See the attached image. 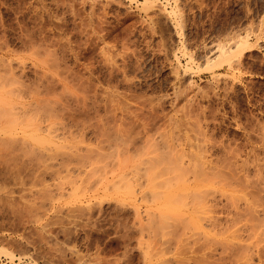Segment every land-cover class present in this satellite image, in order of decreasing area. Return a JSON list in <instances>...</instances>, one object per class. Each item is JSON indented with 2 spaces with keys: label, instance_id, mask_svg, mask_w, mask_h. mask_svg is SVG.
Here are the masks:
<instances>
[{
  "label": "rangeland",
  "instance_id": "obj_1",
  "mask_svg": "<svg viewBox=\"0 0 264 264\" xmlns=\"http://www.w3.org/2000/svg\"><path fill=\"white\" fill-rule=\"evenodd\" d=\"M158 2L176 21L141 0H0V264H264V0ZM247 27L240 64L219 63ZM29 39L70 79L42 77Z\"/></svg>",
  "mask_w": 264,
  "mask_h": 264
},
{
  "label": "bare ground",
  "instance_id": "obj_2",
  "mask_svg": "<svg viewBox=\"0 0 264 264\" xmlns=\"http://www.w3.org/2000/svg\"><path fill=\"white\" fill-rule=\"evenodd\" d=\"M119 1H120V0H100L101 3H102V2H105V3H106V2H108V3L116 2L117 4H118ZM141 1H142L143 5L145 4V5L149 6V7L156 8V9L159 8V9H157V10H158V11L160 10V11H159L160 13H162V11H163V13L166 15V17H167L168 20H169V19H172V20H173L174 18H172V17H173V16H176V15L179 14V13H178L179 10H175V9H177V8L167 10L165 7H161V6H159L160 4H162V2H158L159 0H158V1H157V0H141ZM166 1H167V0H166ZM168 1H169V0H168ZM120 3H121V2H120ZM159 3H160V4H159ZM120 5H121V4H120ZM165 5H166V4H165ZM175 19H176V18H175ZM175 19H174V20H175ZM175 21H176V20H175ZM169 22H170V20H169ZM260 24H261V23H260ZM60 25H61V24H60ZM173 26H174V25H173ZM261 27H262V26H261ZM261 27H260V30H261V31H259L258 33L256 32L255 29L250 28V27H247L244 31H242V32L239 31L240 33L238 32L237 34L232 35L231 37H228L226 40L218 42L217 45L215 46V47H216V51L219 53L220 57H221V56L224 57V58L226 59L225 61L229 63V66H231V67L234 69V68L238 65V63L240 64V62H239L240 60H239L238 58H236L235 56H237V55H236L237 52H238L242 47H244V48H245V47H250V45H251V35H252L253 33H255L254 35H256V33H257V37H258V39L261 38V37L263 38L264 33L262 32L263 29H262ZM258 30H259V28H258ZM39 32H40V31H39ZM53 37H54V36H53ZM61 37H62V36H61ZM44 38H45V37H44ZM69 38H70V37H69ZM24 39H25V38H24ZM63 39H64V38H63ZM252 39H253V38H252ZM29 40H30V39H29ZM33 40H34V39H33ZM259 40H260V39H259ZM30 41H31V45H36V44L38 45V46H36V47L34 46L35 48H34L33 51L30 50V51L33 52L34 54H33V53H30V52H29V53H30V54H33L34 57H35V59L37 58L36 61H37L40 65H42V69H41V71L43 70V73H41V74H42V75L44 74L42 77H44V76L46 77V75H45V74L47 73L46 71H49V74H53V75H54V77L51 76V79H49L50 76L47 75L46 80H48V79H49V80L55 79V78H56L55 76H57V74H59V77H60V75H61V77H63V76H67V77H68L67 74L65 75L66 72H65V71L63 72L62 67H61L62 64L60 63V61H59L57 55L55 54L57 49H56L55 51H53V49H55L54 47H53V49H51L52 46H53L54 44H53L52 46H51V44H50V46H51V48H50L48 45L43 46L44 44L39 46V44L41 43V41H40L39 44L36 43V42H32V40H30ZM37 41H38V40H37ZM42 43H43V41H42ZM3 45H4V44H3ZM3 45H2V46H3ZM59 45H60V44H59ZM0 46H1V45H0ZM29 47H30V46H29ZM31 47H32V46H31ZM65 47H66V46H65ZM66 48H67V47H66ZM244 48H243V49H244ZM0 49H1V48H0ZM2 49H3V48H2ZM10 49H11V48H10ZM244 50H245V49H244ZM10 51H11V50H10ZM13 51H15V50H13ZM179 51H180L182 54H184V55L187 54V53H188V51H187V46H185V45L183 44L181 47H179ZM16 52H17V51H16ZM67 52H68V51H67ZM65 53H66V51H65ZM57 54H58V52H57ZM187 55H189V53H188ZM191 55H192V56H191ZM47 56H48V57H47ZM58 56H59V55H58ZM176 56H177V55H176ZM189 56H190V59H188V63H191V62L193 63V62H195V58L193 57V54H190ZM43 57H44V58H43ZM222 57H221V59L219 60V61H220L219 63H222L221 61L224 60ZM1 58H2V57H1ZM66 58H67V57H66ZM177 58H178V62H179L178 65H179V67H181L180 70H182V71H180L179 69H178V70L176 69V71H177V72H176V74H177V78L180 79V80H185V75H186V73H185V71H186L185 66L181 65V61L179 60V57H177ZM210 58H211V57H206V59H207L206 63L209 62V61H211ZM217 58H219V57H217ZM213 60H214V59H213ZM213 60H212V61H213ZM7 61H8V60H7ZM61 61H62V59H61ZM225 61H224V62H225ZM5 62H6V61H5ZM226 62H225V63H226ZM17 63H19V62H17ZM17 63H16V64H17ZM25 63H26V62H25ZM25 63H23V64H25ZM66 63H67V62H66ZM10 64H11V63H10ZM20 64H21V63H20ZM208 65H209V63H208ZM213 65H215V62H214ZM213 65H211V66H213ZM11 66H12V65H11ZM13 66H14V65H13ZM13 66H12V68H13ZM35 66H36V65H35ZM114 66H115V65H114ZM182 66H183V67H182ZM198 66H199V64H198ZM211 66H210V67H211ZM227 66H228V65H227ZM16 67H17V66H16ZM20 67H21V65H20ZM22 67H23L22 69H23V71H24L25 68H26V66L23 65ZM64 67H65V66H64ZM70 67H71V66H70ZM177 67H178V66H177ZM179 67H178V68H179ZM206 67H207V66H206ZM12 68H10V69L8 68V70H9V72L11 73L10 75H12V77H14L13 75H16L17 71H14L13 69H15V68H13V69H12ZM17 68H19V67H17ZM207 68H208V67H207ZM19 69H20V68H19ZM46 69H48V70H46ZM113 69H114V67H113ZM122 69H123V68H122ZM236 69H237V68H236ZM38 70H39V68H38ZM38 70H36V71H38ZM61 70H62V71H61ZM67 70H68V69H67ZM83 70H84V69H83ZM116 70H117V69H116ZM4 71H5V70H4ZM20 71H21V69H20ZM20 71H19V72H20ZM32 71H33V70H32ZM70 71H71V70H70ZM114 71H115V70H114ZM120 71H121V70H120ZM5 72H6V71H5ZM19 72H18V74H19ZM29 72H30V71H29ZM73 72H74V71H73ZM122 72H123V71H122ZM23 73H24V72H23ZM23 73H21V75H22ZM34 73L37 74L36 72H34ZM62 73H64V75H63ZM76 73H77V72H76ZM110 73H111V72H110ZM124 73H125V72H124ZM124 73H123V74H124ZM126 73H127V72H126ZM181 73H182V74H181ZM35 74H34V75H35ZM41 74H40V75H41ZM68 74L71 75L70 72H68ZM187 74H188V73H187ZM212 74H214V73H212ZM215 74H216V73H215ZM10 75H9V76H10ZM21 75L19 74V76H21ZM40 75H39V76H40ZM62 75H63V76H62ZM181 75H182V76H181ZM19 76L16 78L17 80H18V78H20ZM25 76H26V75H25ZM220 76H221V75H220ZM15 77H16V76H15ZM15 77H14V78H15ZM28 77H29V76H28ZM48 77H49V78H48ZM59 77L57 76V78H59ZM61 77H60V78H61ZM215 77H216V75H215ZM10 78H11V77H10ZM14 78H13V79H14ZM31 78H32V77H31ZM31 78H30V79H31ZM33 78H34V77H33ZM35 78H36V77H35ZM39 78H40V77H39ZM47 78H48V79H47ZM57 78H56V79H57ZM64 78H65V77H63V79H64ZM129 78H130V77H129ZM21 79H22V78H21ZM43 79H45V78H43ZM68 79H70V77H68ZM89 79H91V78H89ZM89 79H88V80H89ZM119 79H120V78H119ZM14 80H15V79H14ZM14 80H13V81H14ZM65 80H67V79L65 78ZM127 80H128V78H127ZM20 81H21V84H22V80H20ZM37 81H38V80H37ZM56 81H57V80H56ZM56 81L54 80V82H56ZM90 81H91V80H90ZM39 82H40V81H39ZM60 82H62V81H60ZM60 82L58 81V83H60ZM69 82H70V81H69ZM69 82H68V83H69ZM189 82H190V81H189ZM18 83H19V82H18ZM47 83H48V82H47ZM71 83H72V82H71ZM76 83H77V82H76ZM1 84H2V83H1ZM3 84H4V83H3ZM12 84H14V83L12 82ZM16 84H17V83H16ZM21 84H20V85H21ZM64 84H65V83H64ZM45 85H46V84H45ZM45 85L43 86V88L45 87ZM50 85H51V82H50ZM61 85H62V84H61ZM86 85H88V84H86ZM116 85H117V83H116ZM2 86H3V85H2ZM30 86H31V85H30ZM30 86H29V87H30ZM41 86H42V85H41ZM47 86H48V84H47ZM63 86H65V85H63ZM131 86H132V85H131ZM18 87H19V86H18ZM23 87H24V86H23ZM35 87H37V88H41V89H42V87H40V86H35ZM50 87H51V86H48L47 89L49 90ZM68 87H69V86H68ZM80 87H81V86H80ZM85 87H87V86H85ZM177 87H178V86H177ZM179 87H180V86H179ZM2 88H4V87H2ZM20 88H21V87H20ZM31 88H32V87H31ZM64 88H66V87H64ZM95 88H96V87H95ZM12 89H13V88H12ZM26 89H27V88H26ZM41 89H39V90H41ZM47 89H46V90H47ZM50 89H51V88H50ZM52 89L54 90V88H52ZM179 89H180V88H179ZM13 90H14V89H13ZM35 90H36V88H35ZM39 90H36V92L34 91V92H35L34 94H37V91H39ZM42 90H43V89H42ZM174 90H175V89H174ZM21 91H22V89H21ZM24 91H25V90H24ZM24 91H23V92H24ZM30 91H31V90H30ZM44 91H45V90H44ZM54 91H56V90H54ZM61 91H62V90H61ZM63 91H64V90H63ZM181 91H182V90H181ZM15 92H16V91H15ZM23 92H22V93H23ZM183 92H184V91H183ZM19 93H20V92H19ZM22 93H21V94H22ZM32 93H33V92H32ZM40 93H42V92L40 91ZM40 93H39V95H40ZM45 93H47V92H45ZM48 93H49V92H48ZM52 93H53V92H52ZM3 94H4V93H3ZM3 94H2V96H3ZM9 94H10V93H9ZM13 94L15 95L14 92H13ZM21 94H20V95H21ZM24 95H25V94H24ZM22 96H23V94H22ZM45 96H46V95H45ZM4 97H5V95H4ZM4 97L1 98V95H0V101L5 100L6 98L8 99V95H7V97H5V99H4ZM26 97H27V96H26ZM26 97H25V98H26ZM35 97H37V96H35ZM22 98H23V97H22ZM27 98H28V97H27ZM29 98H32V96L29 97ZM33 98H34V96H33ZM40 100H43V99L41 98ZM40 100H39V102H40ZM30 101H32V102H26L27 104L24 103V106H23V105H21V106L24 108L26 105H28V104L30 103L29 105H30V107H31V106L34 105L33 102H34V101H37V100L34 99V100H30ZM37 102H38V101H37ZM1 103L5 104V105L7 104V102L4 103V101H2ZM31 103H33V104L31 105ZM58 103H59V102H58ZM22 104H23V103H22ZM36 104H37V103H36ZM36 104H35V105H36ZM39 104H40V103H39ZM55 104H56V103H55ZM29 105H28V106H29ZM35 105H34V106H35ZM40 105H42V104H40ZM11 106H13V105H11ZM38 106H39V105H38ZM44 106H45V105H44ZM84 106H85V105H84ZM8 108H9V107H8ZM14 108H15V107H12V108L10 107V109H9V111L11 110L10 113L6 110L7 108L5 109V111L8 112L9 115L11 116V119L14 118V116L11 114L12 109H14ZM19 108H20V107H19ZM23 108H20V109H23ZM34 108H35V107H34ZM37 108H38V107H37ZM24 109H25V108H24ZM26 109H27V106H26ZM28 109H29V108H28ZM31 109L34 110L33 108H31ZM0 111H1V110H0ZM13 111H14V110H13ZM15 111H16V110H15ZM15 111H14V113H15L14 115H15V117H17V116L19 115V113L17 114V112H18L19 110L16 111V112H15ZM25 111H26V110H25ZM39 111H40V110H39ZM6 112H4V116H5V115H8V113L6 114ZM12 113H13V112H12ZM20 113L22 114V112H20ZM31 113H32V111H31ZM21 114H20V115H21ZM25 114H26V113L24 112V113H23L24 117L26 116ZM9 115H8V117H9ZM20 115H19V116H20ZM41 115H42V113H41ZM1 116H3V115H1ZM36 116H37V115H36ZM38 116H39V115H38ZM75 116H76V115H75ZM21 117H22V115H21ZM21 117L14 118L15 120H13V121H10V120L8 121V120H6V119H7V118H6V119H5L6 121H8L9 123H11V122H12V123H11V125L9 126V128L7 129L8 132L5 133V131H4V133H5V134H8V135H9V134H12V133H15V132H16V129H17L16 125H17V124L19 125V122L21 121V120H20L19 122H16V120H18L19 118L21 119ZM41 117H42V116H41ZM2 118H3V117H2ZM2 118H0V119H2ZM9 118H10V117H9ZM9 118H8V119H9ZM44 118H45V117H44ZM46 118H47V117H46ZM34 119H35V118H34ZM41 120H42V119H41ZM47 121H48V120H47ZM47 121L45 120V122H47ZM2 122H3V121H2ZM8 122H7V123H8ZM42 122H43V121H42ZM9 123H8V124H9ZM14 123H16V124H14ZM20 123H21V122H20ZM39 123H40V122H39ZM76 123H77V122H76ZM78 123H79V121H78ZM81 123H82V122H81ZM68 124H69V123H68ZM18 125H17V126H18ZM48 125H49V124H48ZM70 125H71V124H70ZM26 126H27V124H26ZM26 126H25V127H26ZM36 127L38 128L37 124H36ZM62 127H63V126H62ZM76 127H77V126H76ZM39 128H40V129L43 128L42 125H41ZM44 128H45V126H44ZM40 129H38V130H40ZM7 130H6V131H7ZM42 130H44V129H41V131H42ZM1 131H2V130H0V132H1ZM44 131H45V130H44ZM17 132H18V131H17ZM74 132H75V131H74ZM80 132H81V131H80ZM84 132H85V131H84ZM23 133H25L24 138H25L26 136H30V137L33 138L35 141H38V142H39V141L41 140V139H39V137H37V135H35L34 133H33V134H32V133H29V132H28V129H26V128H23ZM37 133H40V132H37ZM47 133H48V132H47ZM75 134H76V133H75ZM34 135H35V136H34ZM50 135H51V134H50ZM11 136H12V138H13L14 135H11ZM4 137H5V136H4ZM73 137H74V135H73ZM2 138H3V137H2ZM2 138H0V139H2ZM7 138H9V137H7ZM10 138H11V137H10ZM10 138H9V139H10ZM12 138H11V139H12ZM16 138H18V137H16ZM28 138H29V137H28ZM4 139H5V138H4ZM21 140H22V139H21ZM1 141L3 142V140H1ZM41 141H42V140H41ZM45 141H46V140H45ZM45 141L43 140V143H44ZM5 142H7V141H5ZM24 142H26V141L24 140ZM21 143H22V142H21ZM43 143H42V145H43ZM46 143H49V142L46 141ZM50 143H52V142H50ZM27 144H28V143H27ZM29 144H30V142H29ZM39 144H41V143H39ZM167 144H168V143H167ZM30 145H31V144H30ZM169 145H170V144H169ZM21 146H22V145H21ZM24 146H25V143H24ZM31 146H32V145H31ZM34 146H35V145H34ZM0 147H2V146H0ZM3 147H4V146H3ZM8 147H9V146H8ZM26 147H27V146H26ZM32 147H33V146H32ZM49 147H50V146H49ZM49 147H48V148H49ZM60 147H62V146H60ZM167 147H168V146H167ZM200 147H201V146H200ZM202 147H203V146H202ZM34 148H35V147H34ZM34 148H33V150H34ZM45 148H46V147H45ZM9 149H10V147H9ZM22 149H23V148H22ZM22 149H21V150H22ZM36 149H37V148H36ZM67 149H68V147H67ZM168 149H169V148H168ZM13 150H14V149H13ZM15 150H16V149H15ZM24 150H25V149H24ZM31 150H32V149H31ZM37 150H38V149H37ZM62 150H64V149H62ZM65 150H66V148H65ZM65 150H64V151H65ZM5 151H6V149H5ZM7 151H9V150H7ZM22 151H23V150H22ZM41 151H42V150H41ZM64 151H63V152H64ZM68 151L71 152L72 150H68ZM68 151H67V152H68ZM199 151H200V150H199ZM203 152H204V151H203ZM10 153H11V152H10ZM46 153H47V152H46ZM64 153H65V152H64ZM197 153H199V152H197ZM42 154H43V153H42ZM61 154H62V153H61ZM237 154H238V153H237ZM13 155H14V154H13ZM69 156H70V155H69ZM188 156H189V155H188ZM236 156H237V155H236ZM238 156H239V154H238ZM185 157H186V156H185ZM62 158H63V157H62ZM64 158H65V157H64ZM187 158H188V157H187ZM192 158H193V157H192ZM196 158H197V157H196ZM246 158H247V157H246ZM247 159H248V158H247ZM188 160H189V159H188ZM193 160H194V159H193ZM196 161H197V160H196ZM196 161H194V162H196ZM199 161H200V160H199ZM201 161H203V160H201ZM253 161H254V160H253ZM188 162H189V165H186ZM188 162H187V160H185V172H186L188 169H191V167H192L191 171L194 170V169H193V166H192L193 163L191 164V163H190L191 161H188ZM192 162H193V161H192ZM236 162H237V161H236ZM196 163H197V162H196ZM242 163H243V162H242ZM244 163H245V161H244ZM249 163H250V162H249ZM181 164L184 166L183 163H181ZM181 164H180V165H181ZM237 164H238V162L236 163V165H237ZM193 165H195V164H193ZM238 165H239V164H238ZM238 165H237V166H238ZM249 165H250V164H249ZM190 166H191V167H190ZM195 166H196V165H195ZM205 166H206V165H205ZM209 166H210V165H209ZM211 166H212V165H211ZM240 166H241V165H240ZM180 167H181V166H180ZM196 167H197V166H196ZM202 167H203V163H202ZM202 167H201V168H202ZM207 167H208V166H207ZM241 167H242V166H241ZM247 167H248V165H247ZM199 168H200V167H199ZM208 168H209V167H208ZM218 168H219V167H218ZM242 168H243V167H242ZM215 169H217V167H216ZM176 170H177V169H176ZM195 170L198 171L196 168H195ZM195 170H194V171H195ZM200 170H201V169H200ZM200 170H199V171H200ZM205 170L207 171V169H205ZM239 170H240V169H239ZM241 170H242V169H241ZM259 170H260V169H259ZM152 171H153V170H152ZM203 171H204V169L202 170V172H200L201 174L199 173V176L203 177V180H204V178H206L207 180H205V181L207 182L208 179H214V178H212V176H211V178H209L210 176H207V175H209V174H208V173H205L206 171H204V173H203ZM209 171H210V169H209ZM234 171H236V170H234ZM234 171H233V172H234ZM177 172H178V171H177ZM207 172H208V171H207ZM210 172H211V171H210ZM240 172H241V171H240ZM247 172H249V171H247ZM235 173H236V172H235ZM235 173H234V174H235ZM261 173H262V172H261ZM213 174H215V173H213ZM216 174H217V172H216ZM231 174H232V173H231ZM234 174H232V175H234ZM244 175L249 176L248 174H244ZM206 176H207V177H206ZM234 176H236V175H234ZM237 176H238V175H237ZM237 176H236V177H237ZM239 176L242 177L243 175L240 174ZM239 176H238V177H239ZM258 176H259V175H258ZM260 176H261V175H260ZM213 177H214V176H213ZM249 177H250V176H249ZM215 178H216V177H215ZM223 178H224V177H223ZM223 178H222V180L224 181V179H226V178H224V179H223ZM239 178H240V177H239ZM247 178H248V177H247ZM247 178H246V179H247ZM218 179H219V178H218ZM218 179H214V180H216L215 182L218 181V182H221V183H222V181H220V179H219V180H218ZM236 179H237V178H236ZM243 179H245L244 176L242 177V180H243ZM246 179H245V181H246ZM248 180H249V178H248ZM210 181H211V180H210ZM235 181H236V180H235ZM239 181H240V180H239ZM239 181H237V182H238V185H239ZM249 181H251V180H249ZM254 181H255V180H254ZM215 182H214V183H215ZM218 182H217V183H218ZM258 182H259V181H258ZM258 182L256 181V183H258ZM200 183H201V182H200ZM223 183H224V182H223ZM240 183H241V182H240ZM246 183H248V182H246ZM246 183H244V184H246ZM252 183L254 184L253 181H252ZM256 183H255V184H256ZM259 183H260V182H259ZM244 184H243V185H244ZM249 184H251V183H249ZM253 184H251V185H253ZM236 185H237V184H236ZM241 185H242V184H241ZM247 185H248V184H247ZM260 185H261V184H260ZM234 186H235V185H234ZM239 186H240V185H239ZM249 186H250V185H249ZM253 186H254V185H253ZM258 186H259V185H258ZM263 186H264V185H263ZM169 187H170V186H169ZM197 187H198V186H197ZM200 187H201V186H200ZM245 187H246V185H245ZM250 187H251V186H250ZM255 187H256V186H255ZM261 187H262V186H261ZM237 188H238V187H237ZM240 188H241V187H240ZM247 188H248V187H246V189H247ZM262 188H263V187H262ZM262 188H258V189L260 190V189H262ZM198 189H200V188H198ZM238 189H239V188H238ZM255 189H256V188H255ZM255 189H254V191H253L254 193H255L256 190H258V189H256V190H255ZM193 190H194V187H192V186H190V185H188V184H185V192H187V195H188V194H190V195L193 194V192H194ZM202 190H203V189H202ZM241 190H242V189H241ZM247 190H248V189H247ZM247 190H246V191H247ZM251 190H253V189H251ZM259 190H258V191H259ZM200 191H201V190H200ZM246 191H245V193H246ZM248 191H249V190H248ZM248 191H247L246 195H245V193H244L243 195H245V196H248L247 194L252 195V193H248ZM258 191H256V193H257ZM259 192L261 193V191H259ZM204 193H205V192H204ZM254 193H253L252 196L255 197ZM263 194H264V193H263ZM208 195H209V194H208ZM208 195H207V196H208ZM256 195H258V194H256ZM192 196H193V195H192ZM195 196H196V195L194 194L193 198H191V203H190V201H188L189 204H190L191 206H194L195 202H196V204H197V202H198V203L201 202V200H200L199 198L197 199ZM210 196H211V194H210ZM211 197H212V196H211ZM254 197H252V198H254ZM257 197H258V196H257ZM212 198H213V197H212ZM171 199H172V198H171ZM196 199H197V200H196ZM210 199H211V198H210ZM210 199H209V201H210ZM218 199H219V198H218ZM244 199H245V197H244ZM250 199H251V197H250ZM250 199H248V200H250ZM257 199H258V198H257ZM220 200H221V199H220ZM235 200H236V199H235ZM248 200H247V197H246V202H247ZM237 201H238V199H237ZM240 201H241V200H240ZM244 201H245V200H244ZM188 202H187V204H188ZM248 202H249V205H250L251 200L248 201ZM262 202H263V201H262ZM210 203H211V201H210ZM235 203H236V201H235ZM236 204H237V203H236ZM185 205H186V204H185ZM190 205H189V206H190ZM210 205H212V204H210ZM245 205H246V204H245ZM199 206H200V205H199ZM216 206H217V204H216ZM216 206H215V207H216ZM239 207H240V206H238V204H237V206H236V210H237V208L239 209ZM244 207L246 208V206H244ZM250 207H251V206H250ZM255 207H256V206H255ZM167 208H169V207H167ZM167 208H166V210H169V209H170V208H169V209H167ZM199 208H200V207H199ZM210 208H211V207H210ZM210 208H209V209H210ZM247 208H248V206H247ZM192 209H193V208H192ZM241 209H242V208H240L239 211H240ZM243 209H244V208H243ZM198 210H199V209H198ZM170 211H171V210H170ZM193 211H195V210H193ZM242 211H243V210H242ZM242 211H241V213H244L246 210H245L244 212H242ZM247 211L249 212V214H252V212L250 211V209L247 210ZM196 212H197V211H196ZM250 212H251V213H250ZM261 212H262V211H261ZM165 213L169 214L168 212H165ZM230 213H231V211H230ZM246 213H247V212H246ZM254 213H255V212H254ZM249 214H248V215H249ZM257 214H258V213H257ZM185 215H186V213H185ZM198 215H199V214H198ZM237 215H238V214H237ZM239 215H240V214H239ZM248 215H247V216H248ZM263 215H264V214H263ZM200 216H202V214H200ZM249 216H250V215H249ZM253 216H254V215H253ZM257 216H259V215H257ZM188 217H189V216H188ZM188 217H187V218H188ZM189 218H190L191 220H190V222H188V221H187V222L190 223V224H192V225H190V226H194V227L196 226V227H197V223H196V222L193 223V222L195 221V219L193 220V218H194V217H193V214H192V215L190 214V217H189ZM189 218H188V219H189ZM240 218H241V217L239 216V218L236 217L235 219H236V221H237V219H238V222H239V221H240V220H239ZM257 219H259V217H258ZM191 221H192V222H191ZM219 223H220V222H219ZM239 223H240V222H239ZM239 223H237V224H239ZM195 224H196V225H195ZM212 224H213V223H212ZM185 225H186V224H185ZM188 225H189V224H188ZM233 225H234V224H233ZM220 226H221V225H220ZM185 227H187V225H186ZM201 227H202V226H201ZM238 227H239V226H238ZM187 228H188V227H187ZM187 228H186V229H187ZM197 228L199 229V227H197ZM192 231H193V230H192ZM247 232H248V231H247ZM253 232H254V231H253ZM185 234H186V233H185ZM250 234H251V233H250ZM195 252H196V251H195ZM5 253H6V252H5ZM9 256H10V255H9ZM12 257H14V256H12Z\"/></svg>",
  "mask_w": 264,
  "mask_h": 264
}]
</instances>
